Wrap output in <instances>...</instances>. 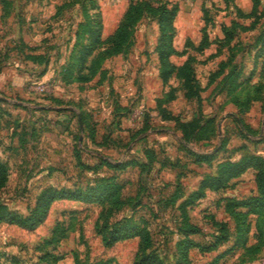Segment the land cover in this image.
<instances>
[{
    "label": "rangeland",
    "instance_id": "rangeland-1",
    "mask_svg": "<svg viewBox=\"0 0 264 264\" xmlns=\"http://www.w3.org/2000/svg\"><path fill=\"white\" fill-rule=\"evenodd\" d=\"M130 1L0 0V203L23 217L49 185L86 184L100 175H114L122 184L110 200H53L32 229L0 221V264H134L145 243L173 264L182 237L177 208L182 197L215 169L217 158L235 160L249 151L264 155V78L257 76L259 64H253L264 39V9L253 19L237 11L251 0H149L176 6L171 28L162 34L157 14L143 10L115 53L109 36ZM93 15L100 20L95 28ZM77 28L80 37H75ZM224 28L231 30V39ZM204 31L207 40L201 46ZM165 56L183 66L181 77L166 76ZM68 60L78 64L81 75L97 62L96 73L88 81L66 80L60 68ZM238 69L242 78L252 76L234 87L228 80ZM227 88L231 93L223 97L219 92ZM189 91L198 97H187ZM234 97L245 100L240 112L229 103ZM199 113L216 117V132L186 145L213 153L210 162L194 161L181 142L180 123ZM90 127L95 141L89 138ZM222 138L224 147L219 146ZM145 147L159 159L149 166H94L102 158L145 160ZM251 175L254 170L218 190L207 189L187 207L189 219L202 229L192 235L195 239H213L218 227L212 220H226L236 234L220 199L253 193ZM122 216L138 222L148 239L131 236L107 244L112 223ZM240 252L232 240L208 252L189 250L191 264L264 260V246L252 260L241 262Z\"/></svg>",
    "mask_w": 264,
    "mask_h": 264
},
{
    "label": "trees",
    "instance_id": "trees-1",
    "mask_svg": "<svg viewBox=\"0 0 264 264\" xmlns=\"http://www.w3.org/2000/svg\"><path fill=\"white\" fill-rule=\"evenodd\" d=\"M261 0H251V9L247 12L242 10L240 7L237 8L238 14L245 17H252L253 19H258L260 16ZM143 10H151L156 13L158 16V21L160 27L163 30L164 34L172 26V21L175 16L176 6L168 7L166 2H160L158 5L151 4L149 0L134 1L131 0L124 10L116 28L113 33L109 36L110 41L112 42L111 50L113 52L121 51V48L124 46L123 41L126 38L127 31L130 29L131 24L137 15ZM93 26H99L100 20L99 15L96 17L93 15ZM254 22V21H253ZM237 21H233L232 25H238ZM78 25H80L78 23ZM82 29L77 28L75 30V37H80ZM226 34V39L232 38L231 30L224 28ZM99 34V33H98ZM207 40V35L205 31L202 33V36L199 41V45H204ZM189 42V41H188ZM32 60H36V56H30ZM39 60V59H38ZM35 63V62H34ZM96 63L90 62L86 66L89 72L88 74L79 73L75 68L76 63L72 61H67L61 65L60 72L62 78L66 80H72L79 78L82 81H88L96 73ZM164 64L167 66L168 71L166 76H182L181 71L183 69L182 65H175L169 63L167 57H164ZM253 64H259V73L257 74L259 79L264 78V39L257 46V49L254 53ZM84 66V64L82 65ZM84 66V67H85ZM174 71V72H173ZM173 72V73H172ZM44 73V69L40 71ZM252 75H247L242 78L239 69L235 71L231 76L228 82L234 83V87L238 86L237 83L246 82ZM227 78V77H226ZM242 78V79H241ZM101 79V78H100ZM225 80V79H224ZM230 89H233L231 86ZM224 94L231 93L228 88ZM231 95V94H230ZM187 97H198V94L194 91L188 92ZM234 103L237 105V112H240L243 108L245 100L234 97ZM120 104L116 103V107H119ZM123 107V106H121ZM236 111L232 114L236 116ZM81 119L86 123V116L81 113ZM233 120V119H232ZM235 120V118H234ZM214 123L216 124V117L214 115H202L194 114L191 118L186 121H182L181 124V142L182 146L185 148L188 154L193 157V160L200 162H210L214 154L210 152H197L193 149H189L186 143L191 140L202 141L208 140L213 134H215ZM147 127L143 126L140 129L144 131ZM242 130L241 128H239ZM245 133L248 131L243 130ZM89 138L91 141H95V129L93 127L89 128ZM225 138L221 139L219 146L224 147ZM145 160H139L137 158H128L124 160H107L101 159L95 167H102L106 165L110 168L122 169L127 166H149L152 164L153 160L157 159L156 152L152 148L145 147ZM80 160V159H78ZM166 164L165 161H161V164ZM0 161V180L4 178V166ZM248 168L254 170V182H255V191L249 195L237 198L234 196L224 197L220 201L224 202V207L226 212L234 221V227L236 228V234L232 235L229 231V224L226 220H212L213 224L218 227L217 233L213 235L211 241L208 239L205 242H200L195 239L192 235L195 233H201L202 229L199 225L193 223L189 219L188 215V206L193 205L195 201L205 195L206 190H218L222 187H225L229 180L238 177ZM121 182L114 175H100L95 177L86 184H74L72 186H61L54 187L49 185L39 192L36 197L35 204L31 207L30 211L23 217H20L18 214L8 211L4 204L0 203V221L7 220L9 222L17 223L18 225L32 229L36 227L42 219L47 214V211L50 207V204L55 199H74V200H94L99 201L110 200L121 188ZM114 206V204H113ZM112 206V208H114ZM111 208V207H110ZM177 208L179 209L182 215V237L176 242V251L173 264H191V257L189 250L196 248L199 252H208L210 250L216 249L219 245H222L228 240H232V244H235L236 248L241 250L239 254V260L247 261L256 258L260 253H262L264 246V155L257 152H246L235 160L225 158H217V164L214 170L204 173L198 181L197 186L189 191L186 196H183L179 201ZM109 230V240L107 244L113 243L118 239L129 238L131 236L143 237L144 240L148 239L145 233L138 228L139 223L135 221H130L126 217H121L116 219L112 223ZM252 231L254 242H250L248 239L249 232ZM233 236V237H232ZM231 237L232 239H229ZM147 242V241H145ZM148 243L140 246V256L135 261L134 264H168L164 262L161 257L153 249L148 250ZM231 247V246H230ZM222 251L219 255H222Z\"/></svg>",
    "mask_w": 264,
    "mask_h": 264
},
{
    "label": "crops",
    "instance_id": "crops-1",
    "mask_svg": "<svg viewBox=\"0 0 264 264\" xmlns=\"http://www.w3.org/2000/svg\"><path fill=\"white\" fill-rule=\"evenodd\" d=\"M250 8H251V3H250V5H248V7H246V8H244V7H242V9L245 11V12H247V11H249L250 10ZM219 93H221L222 94V96H223V94H224V92H219ZM224 97V96H223ZM229 103H231L232 105H233V110H237V105L235 104V103H233V102H231V101H229ZM249 172L250 173H252L253 172V169L252 168H248L246 171H244L242 174H240L238 177H235V178H233L234 180H237V179H240V178H247V174H249ZM201 178V177H200ZM250 178V184H252L253 185V187H254V189H255V182H254V179H253V175H251L250 177H248V179ZM191 191V190H190ZM189 192V191H188Z\"/></svg>",
    "mask_w": 264,
    "mask_h": 264
},
{
    "label": "built area",
    "instance_id": "built-area-1",
    "mask_svg": "<svg viewBox=\"0 0 264 264\" xmlns=\"http://www.w3.org/2000/svg\"><path fill=\"white\" fill-rule=\"evenodd\" d=\"M262 264H264V260L262 261Z\"/></svg>",
    "mask_w": 264,
    "mask_h": 264
}]
</instances>
